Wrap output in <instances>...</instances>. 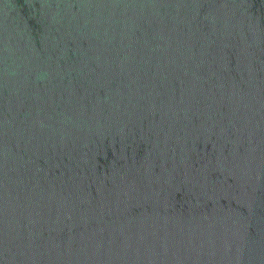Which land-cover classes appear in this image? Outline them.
Masks as SVG:
<instances>
[{"label": "water", "instance_id": "95a60500", "mask_svg": "<svg viewBox=\"0 0 264 264\" xmlns=\"http://www.w3.org/2000/svg\"><path fill=\"white\" fill-rule=\"evenodd\" d=\"M0 264H264V0H0Z\"/></svg>", "mask_w": 264, "mask_h": 264}]
</instances>
